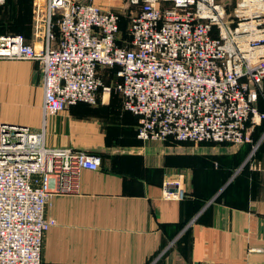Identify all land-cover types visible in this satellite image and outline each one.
Instances as JSON below:
<instances>
[{
  "label": "built area",
  "instance_id": "2783aa9c",
  "mask_svg": "<svg viewBox=\"0 0 264 264\" xmlns=\"http://www.w3.org/2000/svg\"><path fill=\"white\" fill-rule=\"evenodd\" d=\"M128 1L139 8L128 43L119 42L120 16L95 0H47L45 46L0 35V59L39 61L45 115L97 105L101 89H114L138 116L142 141L249 142L264 120V0H240L230 17L222 0ZM105 66L118 68L114 88L99 75ZM101 165L100 153L49 147L44 131L0 120V264H52L42 258L55 224L46 207L77 193L81 172ZM168 186L166 194L183 196Z\"/></svg>",
  "mask_w": 264,
  "mask_h": 264
},
{
  "label": "crops",
  "instance_id": "0c3cea01",
  "mask_svg": "<svg viewBox=\"0 0 264 264\" xmlns=\"http://www.w3.org/2000/svg\"><path fill=\"white\" fill-rule=\"evenodd\" d=\"M28 40L45 46L43 36ZM41 68L0 60V81L8 82L0 120L41 128L49 147L104 156L99 170L81 172L77 193L51 197L44 263L264 264V132L252 157L247 142L142 141L138 116L123 112L119 98L45 115ZM257 106L264 112V82ZM170 184L181 198L166 194Z\"/></svg>",
  "mask_w": 264,
  "mask_h": 264
},
{
  "label": "rangeland",
  "instance_id": "374dc122",
  "mask_svg": "<svg viewBox=\"0 0 264 264\" xmlns=\"http://www.w3.org/2000/svg\"><path fill=\"white\" fill-rule=\"evenodd\" d=\"M114 7L106 8L107 10L117 11L127 16L123 18V32L126 31L128 20L131 12H134L130 8L128 0H108ZM225 4L227 15L230 17L233 14L234 8L240 0H222ZM96 2V0H95ZM47 0H6L4 4L0 5V31H15L21 34L28 40V38L45 37L46 24L44 16L46 14ZM98 4V2H96ZM100 6V5H99ZM102 7V6H101ZM103 8V7H102ZM105 8V7H104ZM103 8V9H104ZM29 41V40H28ZM31 44V43H29ZM0 60H12V59H0ZM42 71V68H41ZM43 74V71H42ZM104 84L106 86L113 87L114 81L112 78L106 76ZM7 83L4 79L0 81V109L3 107L1 101L5 95V89ZM110 97L111 99H117V94L112 90L111 93L105 94V90L101 89L99 97ZM99 104V99H98ZM97 104V105H98ZM92 107L96 105H91ZM3 109V108H2ZM1 109V111H2ZM32 129V128H31ZM33 130H36L33 128ZM36 131H42L37 129Z\"/></svg>",
  "mask_w": 264,
  "mask_h": 264
},
{
  "label": "trees",
  "instance_id": "16d2710c",
  "mask_svg": "<svg viewBox=\"0 0 264 264\" xmlns=\"http://www.w3.org/2000/svg\"><path fill=\"white\" fill-rule=\"evenodd\" d=\"M130 8L134 12H131L130 18H127V19H129L128 20V25H127L126 31H124V32H123V28H122L123 18L124 17H127V16L121 14L120 12H117V14L120 16V21H119V23H120V39H119V42H122V43H128L130 41L129 27H130L132 18L139 11V8L137 6L132 5V4H130ZM236 24L237 23L235 22L234 23V26H236ZM9 34L10 35H21V34L13 33V32H10V31H0V35H9ZM55 35H56L57 40H58L59 37H60V31H59L58 26L55 27ZM25 40H26L27 43H29L27 41V39H25ZM117 71H118V68L117 67H114V68L106 67V66L105 67H100L99 68V75L102 77V79L105 78L106 76L112 78V80L114 81V85H115L120 80L119 77H118V75H117ZM103 82H104V79H103ZM114 85H113L112 88H114ZM113 91L117 94V98H119L121 100V103H122V111L123 112H130V111L124 109L121 95L118 92H116L114 89H113ZM85 104H87V103H85ZM88 105H90V104H88ZM96 106H98V105H96ZM96 106H94V107H96ZM130 113H132V112H130ZM261 113H264V112H261ZM263 132H264V120H262V123L261 124L255 126V128L253 130V133H252V136H251V140L249 142H247L248 145H249V156L254 157L256 155V153H257V151L259 149L258 147L260 146V144L258 143L259 142V138L261 137V135H262ZM168 141H173V142H188V141H177V140H174V139H170ZM189 143H192V142H189ZM201 144H203V143H201ZM208 144H216V143H208ZM256 146H257V148L255 149ZM101 156H102V165H103L104 156L102 154H101Z\"/></svg>",
  "mask_w": 264,
  "mask_h": 264
}]
</instances>
